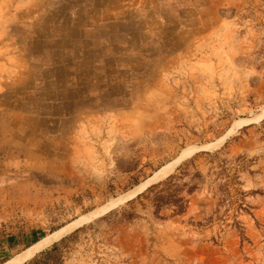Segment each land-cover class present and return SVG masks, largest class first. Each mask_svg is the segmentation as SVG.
<instances>
[{
  "label": "rangeland",
  "instance_id": "rangeland-1",
  "mask_svg": "<svg viewBox=\"0 0 264 264\" xmlns=\"http://www.w3.org/2000/svg\"><path fill=\"white\" fill-rule=\"evenodd\" d=\"M86 1L0 0V115H38L33 132L0 118L35 143L22 144L16 169L6 159L7 178L23 185L0 202L1 264L66 236L50 264H264V0H109L99 11ZM108 15L116 104L63 106L15 86L49 44L85 39L77 22ZM201 149L213 150L190 157ZM187 152L170 171L184 170L176 185L197 184L180 191L183 214L156 213L154 191L117 203Z\"/></svg>",
  "mask_w": 264,
  "mask_h": 264
},
{
  "label": "crops",
  "instance_id": "crops-1",
  "mask_svg": "<svg viewBox=\"0 0 264 264\" xmlns=\"http://www.w3.org/2000/svg\"><path fill=\"white\" fill-rule=\"evenodd\" d=\"M106 1L109 0H103L101 3H98L96 0H87L86 5H88V10L91 9L89 8L90 4L91 7L99 11L102 9L101 4L103 3L104 5ZM88 18L89 17L86 16V19L83 18L81 22H77L78 24L85 23L88 28L83 33L85 39L81 40L80 44L76 40L73 42H66V40H64L62 46H60L59 43L53 45V50H50L52 48L49 44L50 49L48 52H46L47 49L45 50L44 48L42 49L40 58L37 57L38 60L40 59L39 66L41 69H35V67H33L30 72L19 73L18 75L20 76L15 80V86L21 87L26 84V88L32 91H47L46 95L50 99L61 98L65 100L63 106L78 104L86 106L116 104L117 101L112 100L114 96L116 98L118 97V94L113 93L120 88L118 61L114 60L118 57V48L110 40V38H114L115 35L103 34V30L110 27L112 28L111 24L114 23L111 22L112 19L109 15L107 17L104 16L101 20L98 19L97 21ZM71 25L76 24L71 23ZM70 32L73 34V28ZM71 36L73 35H70V37ZM99 41H103L104 44L99 45ZM34 46L35 45L33 44L31 55L35 58L34 51H36V53L39 52L40 47L37 44V50H35L36 48H34ZM65 47L70 48L69 53L64 51ZM45 66L47 68H43ZM124 73H129V71ZM129 80L130 77L128 75L125 81L129 82ZM76 88H79L78 90H84L85 95L76 96V94L72 92V90ZM60 90L66 92L61 94ZM52 91L55 92L52 93ZM93 91H98V93L93 94ZM92 98H94L95 101H92ZM23 103L35 105L40 104L37 98L35 101L31 100ZM43 103L45 102H42V104ZM0 116V118L3 117L10 121L29 123L31 126V132H33V128H35L38 123V115L33 114ZM2 122L3 121L0 119V202L6 199L5 197L7 196V190L9 187L23 185L22 181L17 182L13 178H7L6 175L8 171L6 167V159L11 163L10 166L13 169H16V167H13V163L16 165L17 162H15V160L18 157L17 155L22 154L20 148L22 147V144L27 143V145L35 146L32 139L23 140L21 133L24 131H22L18 125H8L3 127L1 124ZM17 147L20 150H18ZM26 154H38V152L37 149L34 151L29 150ZM34 166L38 167V163H36V161H30L27 169L32 171ZM29 177H33L32 172ZM32 185L33 183H31V186Z\"/></svg>",
  "mask_w": 264,
  "mask_h": 264
},
{
  "label": "trees",
  "instance_id": "trees-1",
  "mask_svg": "<svg viewBox=\"0 0 264 264\" xmlns=\"http://www.w3.org/2000/svg\"><path fill=\"white\" fill-rule=\"evenodd\" d=\"M202 154L211 155L209 153H202ZM183 171L184 170H182V172L180 173L178 172V175H169L164 180L146 189L145 192L151 193L152 191H154L152 203L155 208V212L159 211L164 206H169V207H172L173 216H178V215L183 214L185 205H186V200H184V198L180 196V191L183 190V188H185L183 192L189 195L197 188L196 183H193L191 185L189 184L187 185L186 183H183L181 185H176L175 182L178 181L180 177L183 176L184 174ZM200 178L201 176L198 173H195L193 175V180L197 181ZM240 206L238 207V209H241ZM111 212L112 211L108 213H111ZM79 230L80 229H77L71 234H75ZM67 239H68V236L59 239L57 242H54L52 245H50V247L34 255L31 259L26 261L24 264H50L52 259H55L58 250L62 248V246L65 245V242L67 241ZM4 261L5 260L1 261L0 264L3 263Z\"/></svg>",
  "mask_w": 264,
  "mask_h": 264
},
{
  "label": "bare ground",
  "instance_id": "bare-ground-1",
  "mask_svg": "<svg viewBox=\"0 0 264 264\" xmlns=\"http://www.w3.org/2000/svg\"><path fill=\"white\" fill-rule=\"evenodd\" d=\"M264 116V112L262 114ZM189 152L184 153L181 158H179L177 161H175L174 163L170 164L169 166L163 168L161 171H158L157 174L155 176H153L151 178V181H149L150 183H154L157 182L159 180H161L162 178H164L166 175H168L170 173V171L173 169V167L175 166L176 162L180 161L182 158H184L186 155H188ZM192 154V153H191ZM190 154V155H191ZM189 155V156H190ZM188 156V157H189ZM148 183V184H150ZM147 184V185H148ZM146 186V185H145ZM144 186H140L135 188L134 190L130 191L129 193H127L125 196H123L117 203H122L130 198H132L134 195H136L138 192H140L142 190ZM64 233V231H61L58 234L52 235V239L62 235ZM51 239V240H52ZM48 241H44L41 243H38L37 245L33 246L32 248L28 249L27 251H25L22 255H20L19 257L15 258L13 261L8 262L7 264H21L23 263V261L29 259L31 256H33L36 252H38V250H40L42 247H44L46 245V243H48ZM43 249V248H42Z\"/></svg>",
  "mask_w": 264,
  "mask_h": 264
},
{
  "label": "water",
  "instance_id": "water-1",
  "mask_svg": "<svg viewBox=\"0 0 264 264\" xmlns=\"http://www.w3.org/2000/svg\"><path fill=\"white\" fill-rule=\"evenodd\" d=\"M262 119H263V118H262ZM262 119H260V120H262ZM260 120H259V121H260ZM256 122H258V121H256ZM256 122H248V123H246V124H243L242 126H240L239 128H237L234 132H236L238 129H240V128H242V127L248 126V125H250V124H252V123H256ZM234 132H233V133H234ZM233 133H232V134H233ZM230 135H231V134H230ZM228 136H229V135H228ZM228 136H227V137H228ZM227 137H226V138H227ZM221 138H222V137H221ZM226 138H225V139H226ZM225 139H224V140H225ZM218 140H219V139H218ZM218 140H217L216 142H218ZM224 140H223V141H224ZM223 141H222V142H223ZM216 142H214V143H216ZM222 142H220L219 144H221ZM214 143H211V144H214ZM219 144H217L215 147H213V149H215ZM207 145H210V144H207ZM213 149H211V150H213ZM211 150L201 149V150H198V151L194 152L190 157H192V156H194V155H197V154H199V153H209ZM190 157H188V158H190ZM188 158H187V159H188ZM185 160H186V159H185ZM185 160H183V161H185ZM183 161H182V162H183ZM182 162H180V163H182ZM180 163H179V164H180ZM179 164H178V165H179ZM178 165H177V166H178ZM177 166H176V167H177ZM176 167H174V169H175ZM174 169H173L172 171H174ZM172 171H171V172H172ZM155 172H156V171H155ZM171 172H170L168 175H166L163 179H161V180H159V181H157V182H154V183H151V184L147 185V186H146L141 192L137 193V194L134 195L132 198H130V199L124 201L123 203H125V202H127V201H129V200L134 199V198L137 197L139 194H141V193H143L144 191H146V189L149 188L150 186H152V185H154V184H156V183H158V182L164 180L165 178H167V177L171 174ZM151 176H152V175H151ZM151 176H150V177H151ZM150 177H149V178H150ZM149 178H148V179H149ZM146 180H147V179H146ZM146 180H145V181H146ZM145 181H144V182H145ZM142 183H143V182H142ZM140 184H141V183H140ZM140 184H139V185H140ZM136 187H137V186H136ZM130 191H131V190H130ZM123 203H121V204H123ZM121 204H119V205H121ZM119 205H116V206H114V207H112V208H109L108 210L104 211L103 213H108V212H110L111 210H113L114 208H116V207L119 206ZM103 213L99 214L98 216H96V217H94V218H92V219H90V220H88V221H86V222H84V223H87V222H89V221H91V220H93V219H95V218H97V217H100ZM84 223H82V224H84ZM82 224H80V225L77 226V227H74V228L71 229V230H75V229H77V228L80 227ZM71 230H70V231H71ZM68 232H69V231H68ZM57 240H59V239H57ZM54 242H56V240H55ZM54 242H53V243H54ZM39 252H40V251H39ZM39 252H37V253H39ZM34 255H35V254H34ZM34 255H33V256H34ZM33 256H32V257H33ZM32 257H31V258H32ZM11 258H12V257H11ZM31 258H29V259H31ZM29 259H28V260H29ZM26 261H27V260H26ZM26 261H25V262H26ZM25 262H23V263H21V264H24Z\"/></svg>",
  "mask_w": 264,
  "mask_h": 264
}]
</instances>
